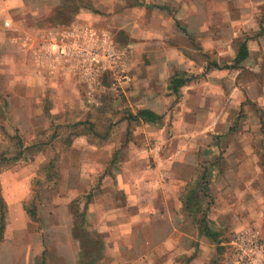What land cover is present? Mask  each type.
<instances>
[{"label":"rangeland","instance_id":"obj_1","mask_svg":"<svg viewBox=\"0 0 264 264\" xmlns=\"http://www.w3.org/2000/svg\"><path fill=\"white\" fill-rule=\"evenodd\" d=\"M55 1L65 3L60 7L50 6L47 1L33 4L29 20L48 23L42 36H35L32 30L26 43L27 57L16 52L5 63L7 68L0 69V186L7 204L0 264H7L8 259L15 260V264H104L94 261L105 256L104 250L101 240L87 230L84 215L101 189L105 175L121 169V155H127L130 136L125 142L119 133L118 138L114 134L119 121L132 114L129 102L134 98L133 70L162 62V41L155 42L160 48L154 57L150 56L153 51L145 48L147 27L161 33L170 28L166 17L170 20L171 15L180 13L170 10L161 0H143V6H133L131 0ZM81 5L87 8L78 12L73 9ZM70 20H90L88 26L84 25L89 30L84 40L76 35L84 26L77 23L69 27ZM10 21L12 24L13 20ZM57 21L63 24L56 28ZM217 27L221 31V25ZM181 36H174L173 42L183 44L186 55L195 56L186 35ZM244 36L234 41L236 52ZM191 43L200 52L195 59L198 65L206 67L217 62L224 66L233 62L230 46L219 51L206 49L201 41ZM100 46L114 48L117 56L99 71L81 50ZM218 52L226 56L221 57ZM257 61L262 60L256 57ZM40 63L45 67H40ZM229 69L230 75L223 77L228 82L260 75L245 68L237 76L233 68ZM233 114V121H228L224 130L219 129L218 147L198 158L200 164L180 194L183 199L202 175L207 176L209 190L203 208L212 201L208 217L212 228L219 232V239L213 241L200 233V212L182 208L181 232H176L174 239L187 248L182 255L172 251L176 252L173 254L176 260L184 257L182 264H200L194 260L201 252L208 264H229L230 242L244 227L254 226L264 238V108L246 95L241 104L236 103ZM81 133L88 135L90 144L86 153L70 150ZM109 138L121 142L123 150L113 151L106 158L101 150ZM243 146H251V151L244 152ZM89 164L91 170L86 168ZM215 180L220 182L216 185L218 191L223 190L219 202L218 194L210 187ZM228 182L232 183L229 193ZM81 185L85 191L70 197V192ZM6 196L21 200L10 201L11 210ZM70 220L74 227L73 242L68 233ZM6 235L10 237L9 243L2 248ZM166 251L160 248L151 254H137L134 250L130 253L143 258H163Z\"/></svg>","mask_w":264,"mask_h":264},{"label":"crops","instance_id":"obj_2","mask_svg":"<svg viewBox=\"0 0 264 264\" xmlns=\"http://www.w3.org/2000/svg\"><path fill=\"white\" fill-rule=\"evenodd\" d=\"M46 1L53 7L63 5L62 1L55 0H0V69L7 68L5 63H9L16 56V52L19 56L21 53V56L27 57L29 50L26 43L32 36V30H35V36H42L48 23L46 20H29V15L33 4ZM151 1L156 0H147ZM161 1L167 3L170 10H180V13L175 17L171 15L169 19L172 22L166 17L170 28L161 33L156 32L154 27L152 31L147 27L145 48L149 52L153 51L150 56L154 57L160 48L155 42L162 41L160 50L163 58L162 62L133 70L135 90L134 98L129 104L132 114H137L139 109H150L162 115V120L150 122L128 116L122 118L115 128V137L118 138L119 133L120 138H124L126 142L128 135L130 136L125 150L127 155H121V169L105 175L101 189L98 190L95 200L87 206L84 215L87 230L101 240V248L104 250L105 256L93 259L96 263L104 261V264H140L143 261L146 264H182L184 257L176 260L173 256L176 252H172L176 250L182 255L187 248L179 239H174L176 232H181V190L193 178V173L200 164L198 158L218 147V136L221 133L219 129L224 130L227 122L233 121L236 103L241 104L248 95L252 102L264 108V0ZM84 8L87 7L83 6L81 9ZM10 19L13 20L12 24ZM89 21L70 20L67 25L70 27L78 23L84 26ZM135 23H138L137 20ZM61 24L63 23L57 21L54 27ZM217 25H221V31H218ZM87 28L84 26L81 33L76 35L84 40L89 34ZM50 32H53L52 29ZM182 34L186 35L185 40L188 39L195 56L186 55L185 46L180 42H173L174 36ZM243 36L247 40L249 56L233 70L238 76L240 71L248 68L250 73H259L258 78H243L238 82L234 78V81L228 82L223 77L230 75L231 69L206 71L207 66L197 64L200 52L191 43L192 40L201 41L206 49L220 51L230 46L234 60L239 48L236 52L233 43ZM52 38L57 39V36L52 35ZM256 57L262 61L256 63ZM40 67L45 65L40 63ZM40 70L43 71L42 68ZM185 72L194 74L195 79L180 87L176 95L170 88V80L173 75ZM112 135L113 132L109 136ZM89 144L88 135L81 133L72 142L70 150L86 153ZM105 144L101 151H104L106 158L113 151L122 149L121 142L111 138ZM242 148L244 152L251 151V146ZM86 168L91 170V165ZM85 182L87 185L88 180ZM231 184L226 183L228 193ZM216 185H220L218 180L210 183V187L218 194L219 202L222 200L223 190L218 191ZM81 186L72 188L70 197L83 193L85 188ZM6 197L9 202L21 200L20 197ZM233 198L234 196L231 197ZM10 209H13L12 204ZM11 210L10 220L13 215ZM70 221L68 233L73 242L75 237L74 234L71 235V230L74 227L72 220ZM251 228L254 229V226L238 231ZM9 239V235H6L2 248L9 243ZM160 248L168 250L163 258H143L130 253L134 250L137 254H151ZM204 256L201 252L194 261L206 264L208 260ZM7 262L15 264V260L8 259ZM229 264H232L231 260Z\"/></svg>","mask_w":264,"mask_h":264},{"label":"trees","instance_id":"obj_3","mask_svg":"<svg viewBox=\"0 0 264 264\" xmlns=\"http://www.w3.org/2000/svg\"><path fill=\"white\" fill-rule=\"evenodd\" d=\"M133 2V6L140 5L143 6L144 1L141 0H131ZM65 3V2H63ZM83 6H73V9L78 12ZM249 56V49L247 45V40H244L239 47L238 53L233 60L232 64H227L224 66L219 65L217 62H214L207 66L206 71H209L211 69H223V68H237L240 63L248 58ZM195 79V76H187L186 73H177L172 76L170 80V88L173 90V92L178 95L180 87H182L184 84L190 82L191 80ZM130 118L138 119L143 118L150 122H159L162 120V115L150 110V109H139L137 114H131ZM207 176L204 174L202 175L196 184L188 190V192L183 196V208L184 210L193 211L196 214H199V231L202 235L206 236L207 238L218 241L219 239V232L214 230L211 226V220L208 217V211L210 209L212 201L208 202V206L206 208H203V200L204 197L207 196L209 185L208 180L206 178ZM6 209L7 204L4 200V196L2 194L1 186H0V240L3 237V231H4V218L6 216ZM32 216H35V213H31Z\"/></svg>","mask_w":264,"mask_h":264},{"label":"built area","instance_id":"obj_4","mask_svg":"<svg viewBox=\"0 0 264 264\" xmlns=\"http://www.w3.org/2000/svg\"><path fill=\"white\" fill-rule=\"evenodd\" d=\"M6 24L8 25L9 22ZM81 51L83 55L90 58L91 63H94L99 71L105 68L109 60H115L117 56V52L112 47L82 48ZM230 245L232 246L230 258L232 264H264V239L256 229L238 232L232 238Z\"/></svg>","mask_w":264,"mask_h":264}]
</instances>
